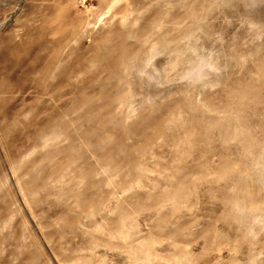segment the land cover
<instances>
[{
    "label": "rangeland",
    "instance_id": "rangeland-1",
    "mask_svg": "<svg viewBox=\"0 0 264 264\" xmlns=\"http://www.w3.org/2000/svg\"><path fill=\"white\" fill-rule=\"evenodd\" d=\"M0 264H264V0H0Z\"/></svg>",
    "mask_w": 264,
    "mask_h": 264
}]
</instances>
